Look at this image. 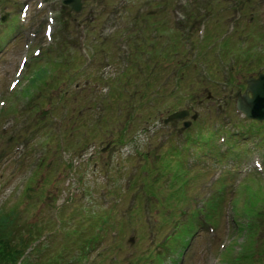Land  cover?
<instances>
[{
  "label": "rangeland",
  "instance_id": "rangeland-1",
  "mask_svg": "<svg viewBox=\"0 0 264 264\" xmlns=\"http://www.w3.org/2000/svg\"><path fill=\"white\" fill-rule=\"evenodd\" d=\"M25 1L31 3L29 19L22 25L25 30H21L19 37H13L7 46L0 44V99L7 101L4 107V109L7 108L5 113L9 111L10 114L7 115L15 120L11 127L2 130L1 125L6 121L7 115L5 116L0 111V215L13 212L12 227L17 230H13L16 232L12 238L13 242L19 239L24 241L28 235L23 232L19 233L18 230L25 228L27 222H33L36 224L35 231L40 227L49 231L46 243L50 251H55L61 245L64 232L67 231L64 225L65 217L75 219L76 222L72 220L71 226H73L82 223L85 216L91 213H96L101 220L107 213L109 221L104 224L105 241L102 245H104L103 251L107 250L103 257L108 258L104 264H143L146 259L147 264L150 258L144 256L150 250L157 254L163 249L158 246L168 231L167 229L158 232L157 229L152 228L154 221H161V217L171 220L179 219V207L185 202L186 188L193 179L190 175L178 176L173 170L167 169L169 186H165L167 182L165 181V184L161 182L157 187L159 212L151 211L144 201L142 210L137 214H133L136 206L132 203L135 202V198L128 187L129 183L131 181L132 184L135 175L142 173L145 163L153 165L157 151L166 152L170 147H176V142L181 141L177 135V128L181 122L167 126L162 124V118L175 109L189 107L197 110L200 117L194 127L199 126L203 131V126H207V129H204L205 132L210 133L214 129L217 130V125L213 126V122H218L220 126L226 128L231 126V119L227 123L223 118L230 113V110L233 111L232 100L234 102L240 84L244 83L250 74L252 75V73L247 76L242 74L249 69L237 56L239 52L247 48L252 54L257 53L258 56H264V0H221V3L219 0H163L165 4L174 5V9L177 8L181 14L180 21L176 22L172 16V12L175 11L170 12L172 7L169 11H164L159 6L162 3L159 1L162 0H85L80 14H75L69 7L62 8L60 0H43L46 4L42 9L37 7L38 0H1L0 17L4 14L8 17L11 15L7 25V34L4 36L5 42H8L14 34L18 24L17 14ZM217 1H219L218 5ZM127 4H129L130 11L124 9ZM211 5H214V8H211ZM50 10L54 11L57 19L53 42L44 33ZM95 15L98 17L92 19ZM164 17H169L170 20L168 33L178 34L176 41L179 43L180 53H173L172 49L166 55L161 56L155 73L148 74V78L157 77V85L167 82L165 91L159 97L161 102H158L157 107L154 106V110L149 105L150 101L148 102L149 93L144 92L143 85L147 84V75L143 76L142 82L137 81V76L141 75L138 67L146 65L145 51L153 50L154 40L151 29L164 27ZM206 18L209 23L206 31L207 40L201 41L197 27ZM114 20L117 22L114 23ZM244 26L248 27L247 30ZM188 28L193 35L192 40H189L184 33ZM29 30L39 33L32 48L46 46L45 51H49L48 47L53 48L55 43L59 47V44L63 43L65 46L60 49V52L70 51L69 55L66 53L65 56L69 59L73 58V66L71 70H65L64 66H59V59L55 56L53 58L56 60L48 64L37 62L32 70L35 78L29 82L25 96L26 98L33 97V90L35 95L27 100L22 94L19 93V97L18 93H15L17 89L12 94L8 85L14 78V72L24 54V43ZM126 31L130 32L124 33ZM212 33L214 38L211 41H218L227 36L233 44L234 49L227 58H223L220 53L221 42L216 43L213 46L214 49H208L207 44ZM113 34L116 35L112 36ZM144 35L146 38H143ZM165 37L166 34H164ZM135 38L141 39L140 47L134 45ZM128 39L131 43L127 45L133 51L131 58L122 48L123 43ZM193 43L195 47L196 45L199 47L198 53H202L203 50L210 51L208 58H211L214 63L212 70L216 76L210 78L209 81L206 77L208 66L205 61L196 60L187 64L186 59L190 55L189 48ZM97 45L101 49H98ZM155 54L159 57L157 50ZM106 55L109 56L108 60L105 59ZM230 56L237 58L235 63H231ZM219 58L222 59V63ZM41 60L44 61L45 57L42 56ZM130 60L133 62L128 65ZM252 64L257 65L255 62ZM47 68L50 72L48 77L45 72ZM123 68L126 69L125 72H122ZM179 68L181 72H184L182 74L184 78L177 75ZM30 70L31 68L26 72L24 84H22L24 86H27ZM73 71L75 77L70 81L68 77ZM231 72L233 83H229ZM126 73L131 74L133 78L128 82L127 87H124ZM103 76L109 78L104 79ZM42 77H47V81L39 82ZM140 83L143 85L141 86ZM65 90L67 99L54 104L60 92ZM209 91L213 94L210 100L207 99ZM178 97L182 98V102H177ZM199 98L204 99L203 104L200 103ZM19 99L24 100L19 102ZM14 101L17 111L12 112L10 110L14 107L12 104ZM90 101L94 104L92 110L87 105ZM63 103H67L70 108L69 118L65 117L66 109L63 107L55 109L57 105L61 106ZM21 104L27 105L26 109ZM101 112L104 113L103 116ZM71 114L74 117L82 114L76 125L70 118ZM232 116L236 115L232 114ZM241 116L239 114V117ZM56 117L65 120L62 130L58 128ZM38 118H41L42 122L37 121ZM246 119L244 117L240 122L248 123ZM43 123L45 127L34 135L37 139L33 144L26 150L16 152L15 141L30 138L32 130ZM154 124L157 127H153ZM158 124L162 125L158 126ZM257 125L253 123V126ZM73 129L74 131H71ZM153 130L157 133L152 136L151 131ZM58 132H62L65 136L68 135L66 138L70 141L65 146L66 148L59 145ZM47 133L52 135L49 138L51 162L41 173L39 157L44 155V150L40 145H34L44 140L48 136ZM163 135L168 136V139L161 143ZM252 135L261 136L259 148L264 147V134L253 132L248 139ZM120 137L125 141L118 142L117 149L109 159L108 152H102L101 149L112 138L119 139ZM217 143H222V137ZM127 145L130 148L126 150ZM203 146V148H198L200 156L198 155L197 158L200 157L201 160L194 163L199 174V187L197 189L194 185L191 197L195 199L192 205L198 200L206 210L204 198L213 190V183L220 172L217 170L218 175L217 173L213 175V173L221 165L216 164V152L212 149L208 151V145ZM222 149L225 150L226 146L223 145ZM24 150L23 157L17 154ZM216 151H218V145ZM242 153L243 155L236 160L238 163L241 162L237 168L238 175L230 179L228 189L231 183L234 186L237 185L247 172L256 169L255 155H261V151L256 146ZM195 154L197 151L193 150L187 153L190 161L197 160ZM228 161L230 160L227 159L226 163ZM226 163L222 166L227 167ZM205 170H208L207 175L203 174ZM45 172L51 177V181L46 184L43 182ZM31 176L34 177L33 180ZM260 177L261 182H264V175L261 174ZM177 185L182 187L178 189ZM139 186H143L141 182ZM110 189L113 193H109ZM228 193L227 191L225 198L228 197ZM246 193L250 198L255 197V192ZM241 196L244 197L243 194ZM82 207H89V213L85 214ZM17 211L18 215H16ZM59 217H62V223ZM218 219L220 224L214 232L208 231L209 226L199 224L200 228L190 239L188 247L183 249V264H231L222 254L224 250L229 249L227 246L234 245L233 235L229 233L228 216L225 222L222 214L218 215ZM190 222L193 224L191 228H189ZM190 222L187 223V229L195 231V221ZM53 228L54 233L50 234ZM184 229L185 224H180L173 237L168 240V244H172L173 239L182 234ZM117 231L120 232L119 235H116ZM82 236L84 238L92 236L90 226H83L81 237L78 234L75 235L74 242L71 244L73 251L77 250ZM131 236L134 237L133 243L129 240ZM110 246L118 252V262L110 259L112 255ZM234 249L237 253L240 249L239 245H236ZM168 250L165 247L164 256L163 253L161 255L165 259L163 264H172L170 256L173 252ZM75 257L77 254L71 252L68 258L69 264H73ZM159 262L160 260L154 259L151 264H159Z\"/></svg>",
  "mask_w": 264,
  "mask_h": 264
},
{
  "label": "trees",
  "instance_id": "trees-1",
  "mask_svg": "<svg viewBox=\"0 0 264 264\" xmlns=\"http://www.w3.org/2000/svg\"><path fill=\"white\" fill-rule=\"evenodd\" d=\"M175 49V48H174ZM249 184H247L248 186ZM251 192H255V197L248 199L246 203V213L254 218L264 207V187L262 185L257 188H253L250 190ZM236 203L238 206L239 200L236 199ZM11 212V211H9ZM18 215V211L16 212ZM13 212L10 214L0 215V264H58L59 258H62L64 255H60L59 258H53L51 256L46 257H36L41 246H36L32 250V252L25 258L22 257L26 254L29 247L32 246L33 242H35L43 232V229L40 227L39 232L35 231V224L32 222H27L25 228H20L18 230L19 233H25L28 237L22 241V239L16 240L13 242L12 238H14L15 233L12 227L13 221ZM193 226L192 222L189 223V228ZM17 231V230H15ZM187 226L183 232H187ZM18 244V245H17Z\"/></svg>",
  "mask_w": 264,
  "mask_h": 264
},
{
  "label": "water",
  "instance_id": "water-1",
  "mask_svg": "<svg viewBox=\"0 0 264 264\" xmlns=\"http://www.w3.org/2000/svg\"><path fill=\"white\" fill-rule=\"evenodd\" d=\"M74 7L73 4H71ZM80 9V7H78ZM248 91L253 92V98L248 96V93L240 99V106L250 117H264V74H261L258 79L249 80ZM186 112L178 113L172 120H177L178 117H183ZM196 117V116H195ZM168 121V120H167ZM189 125V122L186 123Z\"/></svg>",
  "mask_w": 264,
  "mask_h": 264
}]
</instances>
